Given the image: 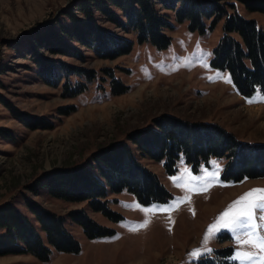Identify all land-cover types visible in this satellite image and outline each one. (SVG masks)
Instances as JSON below:
<instances>
[{
	"label": "rangeland",
	"instance_id": "obj_1",
	"mask_svg": "<svg viewBox=\"0 0 264 264\" xmlns=\"http://www.w3.org/2000/svg\"><path fill=\"white\" fill-rule=\"evenodd\" d=\"M70 1L0 0V202L12 200L30 216L24 203L26 197L62 215L70 208L84 207L97 222L114 231L87 238L80 225L66 218V228L80 242L78 253L58 252L51 247L46 261L24 253L4 254L0 255V264H191L203 256H213L215 250L226 246L230 247L229 252L224 250L227 258L235 249L257 252L250 245H238L233 233L221 230L207 245L212 252L195 261L189 256L193 249L201 247L208 225L231 202L250 189H264V176L239 182L223 180L221 171L225 159L222 156H211L207 163L202 162L194 168L181 154L173 172L165 169L163 161L141 158L156 172L170 191V197L144 204L126 189L110 193V207L122 215L115 221L89 209L85 201L69 202L52 197L41 186L34 194L29 188L42 171L82 162L96 148L124 138L127 131L148 124L152 117L161 113L190 120H212L240 138L264 142V101L257 98L258 93L260 96L264 93L255 90L249 95H240L232 85L229 70L211 65L212 49L222 33L221 20L212 27L207 23L203 31L192 30L188 20H177L173 11L167 10L171 23L166 29L170 35L167 46L157 48L150 40L140 42L135 39L134 32H128L126 35L134 40L132 48L115 58L99 57L85 47L83 61L71 56L62 57L65 62L95 69V78L87 83L84 91L75 96H64L60 84L52 86L44 82L36 74L30 44L24 39L23 31L51 13L56 16ZM65 4L66 7L55 13ZM236 7L241 14L253 17L257 26L264 30L263 13L248 11L240 2ZM108 71L129 85V89L113 94L110 77L105 73ZM69 80L73 84L83 78L71 72ZM5 100H8V106ZM250 100L255 102L250 103ZM9 103L17 111L46 117L52 122L51 127L26 124L15 115ZM185 168L197 176L205 171L215 173L206 176L204 181L195 182L207 190L187 193L189 199L171 212L148 214V225L132 231V223H142L146 216L126 205L133 202L141 206L163 205L185 196L186 192L177 186V183H183V177L177 183L171 179L181 176ZM260 232L264 234V229ZM227 264L250 262L229 259Z\"/></svg>",
	"mask_w": 264,
	"mask_h": 264
},
{
	"label": "trees",
	"instance_id": "obj_2",
	"mask_svg": "<svg viewBox=\"0 0 264 264\" xmlns=\"http://www.w3.org/2000/svg\"><path fill=\"white\" fill-rule=\"evenodd\" d=\"M237 2L248 11L264 14V0H71L56 16L51 13L30 26L24 39L30 44L38 77L52 86L60 84L64 96H75L87 88L96 72L88 66L65 62L63 56L83 61L85 47L99 57L115 58L131 50L134 40L126 35L128 32H134L140 42L150 40L157 48L165 47L170 41L166 29L171 27L167 10H172L177 20H188L192 30L203 31L208 24L212 27L221 20L222 33L212 49L211 65L229 70L232 85L240 95L255 90L264 93V30L253 17L237 10ZM71 72L83 80L70 84ZM105 73L110 77L113 94L129 89L111 72ZM5 102L8 106V100ZM9 106L32 127L52 125L44 116ZM181 154L194 168L207 163L211 156L224 157L221 178L225 181L264 176V142L240 138L212 120L161 113L148 124L127 131L124 138L96 148L82 162L42 171L29 188L34 194L41 186L52 197L85 201L89 209L115 221L122 215L110 207V193L126 189L144 204L170 197L156 172L141 158L163 161L165 169L173 172ZM24 203L31 216L12 200L0 202V255L24 253L46 261L51 247L58 252L78 253L80 242L66 228V218L80 225L87 238L114 231L97 222L84 207L70 208L62 215L29 197ZM224 250L229 252L230 247L218 248L213 256H203L191 264H227Z\"/></svg>",
	"mask_w": 264,
	"mask_h": 264
},
{
	"label": "snow or ice",
	"instance_id": "obj_3",
	"mask_svg": "<svg viewBox=\"0 0 264 264\" xmlns=\"http://www.w3.org/2000/svg\"><path fill=\"white\" fill-rule=\"evenodd\" d=\"M207 67V65H204ZM212 79V77H209ZM260 101H264V96L257 97ZM255 102V100H250ZM215 164V162H213ZM217 168L218 164L215 165ZM215 175V173L204 172L203 175L197 176L191 173L190 169H183L181 176L172 177L174 183H177L183 177V183H177V186L186 192L185 196L175 198L169 204H152L150 206H141L133 202L132 205L126 207L134 208L145 213L146 218L142 223H132L131 230L136 231L144 228L150 222L147 218L148 214L155 212H171L179 203L189 199L187 193L196 190L206 191L202 184L196 181H204L206 176ZM259 213V215H257ZM259 221V223L257 222ZM260 229H264V189H250L242 194L235 201L231 202L228 207L220 213L215 221L208 225L205 235L201 241V247L193 249L189 256L195 261L200 256L212 252L208 247L209 241L221 230H228L233 233V239L238 245H250L257 249V252H248L241 249H235L233 255L229 259L237 261H248L250 264H264V234Z\"/></svg>",
	"mask_w": 264,
	"mask_h": 264
},
{
	"label": "water",
	"instance_id": "obj_4",
	"mask_svg": "<svg viewBox=\"0 0 264 264\" xmlns=\"http://www.w3.org/2000/svg\"><path fill=\"white\" fill-rule=\"evenodd\" d=\"M66 4H68V2H67ZM66 4H65L64 6H62V7H60L55 13L59 12V11L62 10L64 7H66V6H67ZM29 27H30V26H29ZM29 27H27L23 32H25ZM8 41L13 42L10 38H8Z\"/></svg>",
	"mask_w": 264,
	"mask_h": 264
}]
</instances>
